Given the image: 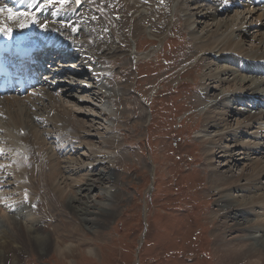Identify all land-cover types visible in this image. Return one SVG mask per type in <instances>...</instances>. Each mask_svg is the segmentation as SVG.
<instances>
[{"label": "bare ground", "instance_id": "obj_1", "mask_svg": "<svg viewBox=\"0 0 264 264\" xmlns=\"http://www.w3.org/2000/svg\"><path fill=\"white\" fill-rule=\"evenodd\" d=\"M88 1L83 0L82 5L77 6L73 0H34L40 5L45 3L37 18L38 24L48 22L50 28L59 31L60 38L63 36L71 40L78 52V62L75 60L77 70H64L76 66L73 53L64 56L68 64L60 65L59 61H55L52 65L55 71L62 72L55 75L53 79L56 81L64 76L67 81L70 74L77 77L72 85H63L64 94L55 95L50 86L48 89L43 87L44 96L41 98L5 96L0 99V187L4 185L0 191V233L11 223L19 220L21 223L16 234L12 232L8 238L0 239V259L6 258L4 249L17 254L19 250L37 243L41 245V252L49 249L52 243L60 256H72L84 244L85 236L80 237L77 243L64 246H60L58 239L48 243L51 237L39 230L35 223L38 218V227L45 228L43 219L52 216V205L47 206L46 212L41 208L36 212L31 206L40 199L54 200L55 197L57 201L61 200V206L67 204L82 215L80 220L84 227L88 224L100 226L116 211L120 190L116 186V171L118 164L124 160V145L121 146L122 141L115 131L121 129L118 126L120 118L126 121V115H122L123 108L118 104L129 99L130 89L122 81L113 85L109 83V77L114 74L111 72L116 70L112 60L138 52L136 43L138 46L141 31L165 42L167 30L173 27H170L171 17L176 10L184 17L194 42L196 51L192 56L198 57L185 66L192 67L199 60L209 61L207 67L210 72L203 76L204 85L197 100L203 107L204 125L199 137L207 145L210 187L218 193L213 216L230 219L234 224L229 227V232L240 234L228 241L225 229H218V225L212 233L215 236L214 245L225 257L231 255L237 264H259L260 260V264H264V108H260L264 105V6L226 7L222 11L224 3L220 0H128L130 10H134L141 22V28L135 27L126 34L120 30L119 21L106 18L102 13L104 11L97 9L99 6L95 1ZM230 2L240 4L239 0ZM232 10L234 13L230 15ZM148 20L152 22L149 27L146 24ZM29 23L23 17L10 25L25 30ZM111 26H114L112 30L115 28L112 32L109 30ZM197 27L201 31L196 30ZM247 40L253 44L252 47H246ZM147 52L156 55L155 50ZM136 55L135 59L141 58ZM120 67L123 70L126 68ZM96 89H99L98 93ZM83 92L92 96L89 101L82 98ZM257 98L260 101L254 106L251 99ZM68 99L82 105H79L80 109L89 104L94 110H99L101 117L97 112L85 115L94 119L104 118L102 130L106 123H110L105 127L107 134H102L104 132L97 126V134L92 133L93 123L86 126L89 131L86 132L84 125L80 130L78 110L75 113V106L73 109L72 105L65 104ZM138 118L143 124L146 122L142 110ZM21 130L27 134L22 136ZM97 135L103 139L101 147L93 143ZM21 140L23 144L18 146ZM40 142L44 145L40 146ZM216 160L220 164L217 165ZM99 166L108 167L109 172L98 171ZM236 167L240 168L238 174ZM29 171L39 173L40 178L34 185ZM94 175L97 177H92ZM114 176L115 182L111 179ZM103 179H111V182L105 180L107 184H102ZM105 184L108 187H104ZM96 188L102 189L105 199H91ZM85 229L81 227L73 231L77 233ZM88 252L95 254L93 248Z\"/></svg>", "mask_w": 264, "mask_h": 264}, {"label": "rangeland", "instance_id": "obj_2", "mask_svg": "<svg viewBox=\"0 0 264 264\" xmlns=\"http://www.w3.org/2000/svg\"><path fill=\"white\" fill-rule=\"evenodd\" d=\"M91 1L97 3V9L103 10L106 18L119 21L120 30L126 34L132 29L141 28V22L137 20L139 18L134 10H130L128 0ZM232 12L230 15L234 13ZM148 21L147 27L152 24ZM112 27L114 26L109 28L110 32L115 30ZM170 27L172 28L167 30L165 42L149 37L144 31L140 32L138 46L136 43L138 52L134 54L146 56L141 57L140 62H133V54L112 60V66L116 70L111 72L114 74L109 77V83L113 85L116 81H122L130 89V101H118L121 103L118 106L124 109L122 115H126V121L123 122L119 117L121 122L118 126L121 129L115 131L120 142L122 141L121 146L124 145V160L118 164L116 171V181L119 183L116 182V186L120 188L116 211L108 219H104L100 226L88 224L84 227L80 220L82 215L67 204L61 206V200L57 201L55 197L54 200H43L42 211L46 212L47 206L52 205V216L44 217L42 225L45 228L38 227V218L35 226L49 234L52 239L48 243L58 239L60 246H64L71 242L77 243L80 237L85 236L84 244L79 246L74 255L64 257L60 256L52 243L44 252L39 251L41 245L38 243L33 247L28 246V249L25 247L23 252L19 250L17 254L4 249L6 258L0 259L1 264H237L231 255L225 257L224 253L217 251L215 236L212 234L219 225L217 228L225 229L227 233L226 240L240 236L238 232H229L233 221L213 216L217 209L215 203L218 193L210 187L211 170L206 160L207 145L199 137V131L204 125V115L201 114L203 107L197 99L201 95L202 84L204 85L203 76L210 72L207 67L209 61L199 60L192 67L185 66L198 57L192 56L196 51L194 42L180 12L175 10L172 14ZM196 30L201 31V28L197 27ZM245 43L246 47L253 46L248 40ZM131 47H134L133 42ZM153 50L157 52L154 53L156 55H149L147 51ZM120 66L126 68L123 70ZM97 90L99 89L95 91ZM90 97L89 92L82 93L83 99L89 101ZM65 104L77 108L73 107L75 113L78 110L80 130L83 125L89 127L93 123L95 126L92 133L97 134L95 129L99 128L104 132L102 134H107L105 127L110 123H106L102 130L104 118L94 119L85 115L97 112L101 117L99 110L85 104L81 111L79 107L82 105L69 99ZM141 110L146 120L144 124L138 118ZM87 127L84 128L86 132L89 131ZM98 136L94 137L93 143L96 147H101L103 139ZM39 145L44 144L40 142ZM216 164L220 163L217 161ZM236 168L235 172L238 174L240 168ZM100 169L109 172L108 167L99 166L97 170ZM29 174L34 185L40 178L39 173L29 171ZM115 176L111 178L113 182ZM35 177L37 178L34 179ZM111 179L105 180L108 183ZM105 180L103 179L102 184L106 183ZM45 184L50 187L47 180ZM106 184L104 187H108ZM101 191L102 189L96 188L91 199H105L106 195ZM33 192L37 193L36 190ZM18 224L21 225L20 220L3 227L0 239L8 238L12 232L16 234ZM81 227L86 228V232L73 231ZM90 248L95 250V254L88 252Z\"/></svg>", "mask_w": 264, "mask_h": 264}, {"label": "water", "instance_id": "obj_3", "mask_svg": "<svg viewBox=\"0 0 264 264\" xmlns=\"http://www.w3.org/2000/svg\"><path fill=\"white\" fill-rule=\"evenodd\" d=\"M74 2L76 3V5H81L82 4V0H74Z\"/></svg>", "mask_w": 264, "mask_h": 264}, {"label": "snow or ice", "instance_id": "obj_4", "mask_svg": "<svg viewBox=\"0 0 264 264\" xmlns=\"http://www.w3.org/2000/svg\"><path fill=\"white\" fill-rule=\"evenodd\" d=\"M0 11H4V9H0ZM8 11H11V10H8ZM9 31H10V29H9Z\"/></svg>", "mask_w": 264, "mask_h": 264}]
</instances>
